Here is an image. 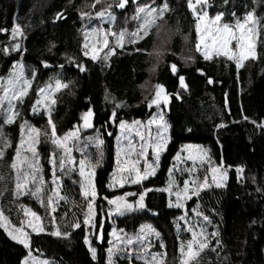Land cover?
<instances>
[{
	"label": "trees",
	"instance_id": "1",
	"mask_svg": "<svg viewBox=\"0 0 264 264\" xmlns=\"http://www.w3.org/2000/svg\"><path fill=\"white\" fill-rule=\"evenodd\" d=\"M118 2L0 0V29H7V32L0 31V80L8 77L17 64H23V71L30 76L35 73L32 91L21 103L23 112L19 120L9 126L0 122V136H4L0 148L5 141L11 143L0 159V176H3L0 208L6 218L5 206L23 211L24 205L30 203L46 219L42 217L45 233L31 236L29 249L12 240L4 227H0V264H23L29 252L50 259L54 264H108L107 249L113 229L129 234L146 224L159 233L152 243L158 250L155 254H161L163 259L159 264H181L186 258L181 248L186 253L188 243L193 240L189 225L196 234L201 230L203 241L208 245L199 249L200 234L193 246L199 254L189 264H264V128L258 126L264 125V0L210 1L211 14L224 13L222 22L229 25L254 12L256 58L239 69L229 59H205L198 51L197 21L188 0H167L169 10L158 26L135 43L125 41L108 59L93 60L85 56V29L98 30L101 19L108 18L107 13L103 18L98 17V12L111 11L115 19L111 25L104 24L105 28L127 34L138 26L137 20L132 19L137 6L159 7L163 0H129L125 9L116 7ZM58 14L61 18H57ZM17 25L22 35L17 34L13 39L12 29ZM16 44L20 46L19 51L13 50ZM45 62L49 67L44 66ZM173 64L177 66V74L171 70ZM77 65L85 70L80 71ZM179 76L184 77L185 87H181ZM49 79H60L68 85L55 92L56 102L50 108L57 136L62 138L73 131L80 125L82 114L92 109L93 127L104 141L102 156H97L93 144L85 148L90 151L92 161L101 163L93 167L97 176L96 222L101 224L105 219L100 243L93 239L92 245L85 244L88 231L82 226L74 231L70 229L74 223L83 222L86 206L81 198L77 205L72 202L78 207L73 214L68 202L56 204L52 209L49 195L40 201L15 195L17 173L11 164L20 144V120L29 119L28 125L40 130L37 152L47 181L52 179V169L58 168L61 159L60 148L49 139L48 112L28 115L37 90L50 82ZM209 79L213 83L209 84ZM150 84L153 87L147 92ZM156 84L162 85L164 95L170 96L168 109L162 107L170 142L160 156L156 176L146 179L141 189H130L139 193L151 190L144 198L147 210L110 222L107 200L119 194L108 189L115 168L117 127L121 120L144 121L153 116L157 107L150 108L149 103L155 96ZM113 112L117 115L115 123L111 122ZM186 145L208 149L213 163L223 167L227 178L223 187L207 184L199 195L190 197L183 208H176L175 198L168 195L165 188L175 158ZM53 156L55 166L51 163ZM237 169L242 171L238 173ZM69 190L66 200L73 194V189ZM185 214L194 215L189 223L182 220ZM8 218L9 224L15 225L13 218ZM57 231L61 235L53 234ZM90 246L96 249L95 259ZM137 251H124L114 258V264H136L129 257Z\"/></svg>",
	"mask_w": 264,
	"mask_h": 264
},
{
	"label": "rangeland",
	"instance_id": "2",
	"mask_svg": "<svg viewBox=\"0 0 264 264\" xmlns=\"http://www.w3.org/2000/svg\"><path fill=\"white\" fill-rule=\"evenodd\" d=\"M210 1L211 0H207V3L205 5H198L195 3V0H192V3L196 9V12L194 13L193 9L190 8L193 15L196 18L197 23H199L201 26L200 31L197 32L198 34L197 45L198 44L200 45V48L198 51L201 53L203 57H204L203 53L207 50L211 58L220 57V58L228 59L226 56L217 55V49L213 46V43L211 40V32L205 31L206 29H209V30L212 29L213 26H212L211 21L214 20L215 16L217 15L216 13L211 14L210 12L211 2ZM204 12H207V17L203 20H198V15L202 16ZM159 20L160 19H157L156 24L150 28L148 34L152 32L158 26ZM243 20H241V22H243ZM108 23L111 25L113 21L110 20L109 17L108 18L104 17L103 19H101L100 25L98 26L99 28L98 30L92 27L85 29L84 45L87 44L88 47L87 48L84 47V50L89 53L87 57L91 58L92 50L94 46L97 49V59L102 58L103 60L105 56H107V59H108L109 57L114 55L116 52V49L119 48L117 44L116 36H113L111 34H109L107 37L109 40L108 47L103 46L104 33L105 32L113 33L110 29L111 27L108 29V28H105L104 26V24H108ZM142 23H143L142 19L137 20L138 26L141 25ZM197 23H196V30H197ZM236 23L237 22H235L234 24L230 26H232L235 29ZM222 24H224L222 20L217 22V26H220ZM138 26L136 30L131 33L136 32L138 30ZM249 28L251 29V32L248 33V38L251 44L253 45L255 55H256V50H255L256 22L255 20L250 21L246 25V30ZM93 29L97 31L94 32ZM128 34L129 32L127 31V34L125 35V38H124V42L127 41L128 43H130L131 37ZM239 34H240L239 30H236V35L239 36ZM141 36L145 38L147 35L143 36V33H141ZM202 37H204L203 42H201ZM143 38L136 39V41H139ZM205 44L208 45L207 49L205 48ZM113 49H114V54H112ZM229 49H231L233 52L238 53L239 49L237 48L236 40H233L229 44ZM249 60L251 59L245 60L244 64ZM231 61H233L237 65V62L235 60H231ZM14 71L18 72L19 69L16 68L11 73H13ZM23 72H24V78L31 81V86L28 88L27 95L23 98V100H25L32 91L35 78L33 79V75L30 76L27 72H25V70ZM9 78H10V75L0 80V89L10 87L7 83ZM55 80L56 79H49L48 81L50 82H45L40 87V88L46 89V92L44 94L39 93L40 88L37 90L36 100L32 106V110L29 112L28 115L33 116L40 111L48 112L49 109L53 106V104L51 103V100L53 99V95L56 92ZM49 84L52 85L51 95L49 96L48 100L45 101V95L48 94L47 89H48ZM19 87L20 85H17V88ZM144 87L145 86H143V88ZM152 87H153V84H150L149 87L147 88L148 90L147 92H150ZM144 90L146 91V87L144 88ZM2 96H4V92L0 90V97ZM38 100L40 101V104H37ZM12 104L14 105L15 112L18 113V115L15 117V122H16L19 120V117L22 115L23 109L21 106V102L19 101L14 100L12 101ZM34 106H36L37 108V111L35 114L33 112ZM162 107H166V105L163 104V102L161 103L160 108H156L153 116L150 119L144 120V121H130V122L124 121L125 122L124 129L122 130L119 125L116 130L117 135L114 139V145H115L114 166L115 168H114L112 175L110 176L108 189L110 191L112 190L113 192L119 193L117 196L124 197L125 200L129 204H132L134 207H137L136 201L139 199V196L138 195L126 196L125 194L126 193L138 194L139 193L138 191L134 192L133 190H130V189L132 188L141 189L142 184L146 179L153 178L156 176L158 167L160 168V161H161V160L159 161L160 156L161 154H163L167 145L170 142L169 129L167 128V131H164L163 129H159L160 134L167 138V142L165 144V149L159 153V159L157 160L156 158L157 153L155 151V143L158 140V125L160 124V116L164 115L162 113ZM7 110H8V101L7 99H5L3 102V107L0 108V122H2L5 126H9L15 123L14 122L11 124H7L4 122L5 113L7 112ZM164 117L165 116H163V121L166 122ZM153 120H155V122L150 123V121H153ZM25 121L30 122V120L29 119L26 120V118L24 121L20 120L22 124H24ZM134 122H139V123H134ZM82 124L83 122L81 120L80 125H78L79 126V132H78L79 139L74 141L73 139L70 138L67 141V146L71 147L72 149L70 153H65L64 147L57 145V147L60 148L62 152V154L60 155L61 158L63 157L67 161L68 158L71 157L72 162L66 163L64 170H61L60 162L58 163V168L54 169L53 167L52 179L50 181H47L45 178V172L41 165V157L39 156L37 152V145L40 141L39 140L40 138L36 137L38 139V143L33 145V147L35 148V152L33 153L31 150H29L28 146H29L30 141L28 140L27 129H25V134L23 137L25 143L21 146V139H20V144H19L20 157L16 159L17 169H15V171L17 173V170H19V174L21 176L22 182L25 177L27 178V181H28L26 185L28 192L22 194L21 196L31 201L33 200L40 201L43 196L49 195L52 200V203L49 204V206L52 209L55 208L56 204L59 205L62 202H68L67 206L70 209H72L73 214L74 212H76L78 208L76 205L78 204L79 198H81V201L86 206V212L88 211L87 204L89 203V201H91L93 204L92 222L97 223L96 218L98 214L95 208V202H96L97 196L94 200H92L91 197L86 199L83 195L81 184L85 183V177H88L91 185L94 186L96 190L97 176H96L95 169L93 167H96L100 165L101 163L98 161H96L95 163L94 160L92 161V156L90 154V151H88V149H85V148L91 145L88 143L89 137H96L97 135H99L101 138V135L94 127L85 129L82 127ZM92 125H93V121H92ZM141 137H143V139ZM3 138L4 136H0V140H2ZM92 146H95V145L93 144ZM94 148L96 149L97 156H98L99 152L96 147ZM81 160L85 161V177H82L80 175L79 169H80ZM174 162L175 164L173 166L172 172L169 173L170 177L167 180L165 190H167L168 195L175 198L176 202H177V194H179L180 203H182L183 205L189 199L186 197L194 196L193 192H197V191L200 192L202 189H204V187L207 184H210V186H215V183L213 182V173L211 171L213 167H217L220 169V171L216 173L218 180L220 179L221 172H224L222 166H220L219 164L213 163L214 161L211 159L208 149L202 146L186 145L182 147L179 154L176 156ZM51 163L53 164V160ZM133 167H135V169L140 172L141 176H144L145 173H148L147 178L143 179L141 183L139 184L130 182L131 179L135 178V171H133L131 175H129L128 169L133 168ZM54 170H55V175L58 174V172L61 174V175H56L55 183L53 182ZM205 177H207V184H205ZM0 180L3 181V176H0ZM185 182H188V192L187 193H185V190H184ZM225 182L226 180L223 181L224 184ZM121 184H123V186H121ZM38 188L40 189L38 196L31 195V192H35ZM70 188L73 189V194L70 198L68 197V200H71L73 198L74 200L68 201L65 199V197H67L65 194L70 191L69 190ZM133 198H136V199H133ZM73 201H75L76 203L75 207L73 206V203H72ZM176 202L173 201V203H176ZM107 204H108L107 216L110 222H113L115 218L124 217L126 215L132 214L133 212L141 211V210L128 211L124 215H119L116 211L115 204H109L108 200H107ZM23 208L24 210L20 211L19 210L20 208L11 209L9 206H5L6 216L13 218L12 222L15 225L21 226L23 224L24 230L29 234L30 237L41 234L42 232L44 234L45 230L39 231V232H33L32 227L29 226V221H31L32 224L43 228V218L44 220H46L45 217L42 215L43 217L42 218L40 214L36 212L37 208L30 203L25 204ZM26 210H27V215L25 214ZM0 212H2L1 208H0ZM32 212H35L36 215L40 218L39 221L35 220V218L31 215ZM193 216L194 215H192L191 217L190 216L188 217V214H185L182 220L189 223L192 220ZM8 217H6L7 227H4V229L6 230L8 236L12 240L17 242L16 239H13V236L19 235V233L16 231L18 227H13L15 225L11 226L10 225L11 222ZM104 222H105V219L103 218L102 223H101L102 233H103ZM45 223L46 221L44 222V228L46 226ZM80 223H82L81 226L84 227L88 231L87 238L90 241V245H92L93 239L99 243L103 241L99 239V234H100L101 229H90L89 227H85L83 225V222H80ZM146 225L149 226V224H146ZM189 228H191L192 231H194L193 230L194 228H192V226L189 225ZM70 229L74 231V230H77L78 228L73 227ZM145 231H147V228L145 229ZM113 232H115V235H113ZM197 232H198L197 237H199L201 234V230H198ZM140 234H141V228L137 232L129 233V234H127L126 232L122 233L118 229L114 228L111 234V238H110V241L112 242V245L110 246L114 247L115 245L119 244L120 241H123L126 238H132L134 240V243L131 245H127L126 251L127 250L134 251L136 249H138V251L136 253H133V255L129 257L130 260L132 259L134 262H136V264H153V258H152V255H150V253L155 254L158 252V250L156 249V244L154 245L152 244L155 241V238H157L158 236L156 235V232L154 231L147 236V239L138 240L137 236ZM117 236L120 237V240H117L116 238ZM122 253L123 252H120V253H117V255L113 256V264H114V258L121 255ZM162 260L163 259L160 257L157 261V264L161 263ZM25 262L26 264H54L52 260L47 259L45 257L34 255L32 252L28 253V256L24 260L23 264H25Z\"/></svg>",
	"mask_w": 264,
	"mask_h": 264
},
{
	"label": "snow or ice",
	"instance_id": "3",
	"mask_svg": "<svg viewBox=\"0 0 264 264\" xmlns=\"http://www.w3.org/2000/svg\"><path fill=\"white\" fill-rule=\"evenodd\" d=\"M100 0H96V3H99ZM133 2H136V0H133ZM225 2L227 3V0H225ZM129 3V0H119L118 4L116 5V7L120 8V9H125L126 5ZM195 3L198 5H205L207 3V0H195ZM189 8L193 9L194 13L196 12V9L192 3V0H189ZM111 7V6H110ZM169 10V5L167 3V0H163V3L161 6L159 7H152L149 5H145V6H137L136 8V14L132 17L133 20H143V23L141 25L138 26V30L134 33H129L128 35L131 37L130 42L135 43L136 39L139 38H143L141 36V33H143V36L148 35V32L150 30V28L152 26H154L156 24L157 19H162L165 12ZM107 13L108 17L110 20L114 21L115 17L113 16V14L111 13V11L109 10H104V11H100L97 13L98 17L103 18L105 16V14ZM85 14H82V18H84ZM224 13H218L214 20L211 21L212 23V29H206V32H211V40L213 43V46L217 49V55H223L226 56L229 60H235L237 62V69L243 67L244 61L247 59H255L256 55H255V51L253 48V45L251 44V42L249 41L248 38V33L251 32V29H247L246 30V25L250 22L254 20V12H249L246 14L243 22L241 21H237L236 25H235V29L230 26L227 23H224L220 26H217V22L221 21L223 18ZM233 15H235L233 13ZM207 17V12H204L202 16L198 15V20H203ZM57 18H61L60 14H58ZM89 19L91 18L90 16L88 17ZM200 24L197 23V32L200 31ZM236 30H239V36L236 35ZM0 31H4L7 32V29H0ZM94 32H96L97 30L93 29ZM20 34L22 35L21 29L20 27L14 26L12 29V35H13V39H15L16 35ZM111 34L113 36H116L117 38V44L119 47H123V42H124V38L126 33L124 31L117 33H109V32H105L104 33V38H103V46L104 47H108L109 44V40H108V35ZM204 37H202L201 42H203ZM236 40L237 42V48L239 49L238 53L237 52H233L231 49H229V44L233 41ZM85 48L88 47L87 44L84 45ZM200 45H197V49L199 50ZM205 48H208V45L205 44ZM20 46L19 44H16L13 46V50L19 51ZM5 52H7V49H4ZM112 54H114V49L112 50ZM85 56L89 55V53L87 51H85L84 53ZM204 58L205 59H210V54L209 52L206 50L204 53ZM91 59L96 60L97 59V49L94 46L93 50H92V55H91ZM105 59H107V56H105ZM45 67H49V65L45 62L44 63ZM14 69L18 68L19 71H14L13 73L10 74V78L8 79L7 83L10 86L9 88H2L0 90H2L4 92V96L0 97V108L3 107V102L5 99H7L8 101V110L5 113V120L4 122L7 124H11L15 122V117L18 115L17 112H15L14 110V105L12 104V101H19V102H23V98L27 95V91L28 88L31 86V81L24 78V72H23V64H17L13 66ZM63 67V66H61ZM77 67L79 68L80 71H84L85 69L80 66L77 65ZM171 70L174 74H177V66L175 64L171 65ZM35 78V73H33V79ZM22 82V83H21ZM179 83L181 85V87H185V81H184V77L183 76H179ZM208 83L211 84L213 83V81L211 79L208 80ZM17 85H20L19 88H17ZM68 87L67 84H63L61 82L60 79H56L55 80V89L56 91H59L61 88H66ZM51 89H52V85L49 84L48 85V89L47 92L48 94L45 95V101L48 100L49 96L51 95ZM155 96L154 98L151 100V102L149 103V107L151 108L153 105H155L157 108H160L161 103L163 102V104H167L168 103V97L167 95H164L165 89L162 85L160 84H156L155 85ZM46 92L45 88H40L39 89V93L40 94H44ZM55 99L51 100L52 104H55ZM37 104H40V101H37ZM37 108L36 106L33 107V112L34 114L36 113ZM94 116V112L92 111V109H88L87 111H85L82 116H81V120L83 122L82 127L87 129V128H91L93 127L92 125V119ZM117 119V115L115 112L112 113L111 116V122L115 123ZM245 119H248L247 117H245ZM155 122V120L150 121V123ZM47 123L51 126V134L49 136V139L51 140V142L55 145H60L64 147L65 153H70L72 151L71 147L67 146V141L71 138L74 141L79 139L78 136V132H79V126H77L73 131L66 133L62 138L57 136V131H56V127L55 124L53 123L52 119H51V111L49 109L48 111V121ZM134 123H139V122H134ZM252 123H256V121H252ZM262 128H264V125H258ZM21 146L25 143L24 141V134H25V129H27V135H28V140L30 141L29 143V150H31L33 153L35 152V148L33 147L34 144L38 143V139L36 137H38L40 130L28 125L27 121H25L24 124H22L21 126ZM125 127V122L124 121H120V128L123 130ZM168 125L166 122L163 121V116H160V124L158 125V140L155 143V151L157 153V160L159 159V153L162 152L165 149V144L167 142V138L164 137L163 135L160 134L159 129H163L164 131H167ZM109 135H111V133H109ZM143 139V137H141ZM119 139V138H118ZM88 143L89 144H94L95 147L97 148V150L99 151V154L102 156L103 152H102V147L104 144L103 139L100 138L99 135H97L96 137H89L88 138ZM11 147V143L8 141H5L4 147L0 148V159H2L5 156L6 150L7 148ZM20 157V147H17V151H16V158H14L11 167L13 169H17V162L16 159H18ZM71 161V157L68 158V160L66 161L63 157L60 159V168L61 170H64L65 164L66 163H70ZM53 164L55 166V156H53ZM80 175L82 177H85V161L81 160L80 161ZM135 171V178L131 179V183H135V184H139L141 183V181L143 179L147 178L148 173H145L144 176H141L140 172L138 170L135 169V167L128 169L129 175H131V173ZM212 173H213V182L215 183V186L217 188L219 187H223L224 183L223 181L226 180L227 178V173L226 172H221L220 175V179H217L216 173L218 171H220L219 168L217 167H213L211 169ZM240 171H242V169H237V172L239 173ZM27 178L25 177L23 182L21 180V176L19 174V170H17V176H16V192L15 195L18 197L26 192H28V189L26 187L27 185ZM53 182H56V176H55V170L53 172ZM205 184H207V177H205ZM121 186H123V184H121ZM203 187V186H201ZM81 189L83 192L84 197L87 199L89 197H91L92 200H94L97 196L95 187L91 185L90 180L88 179V177H85V183L81 184ZM184 190L185 193L188 192V182H185L184 184ZM147 191H151L150 189H146L145 193H126V196H135L138 195L139 199L136 201V205L137 207H134L132 204H129L124 197L121 196H117L114 199H110L108 200L109 204H115L116 206V211L119 215H124L126 212L128 211H135V210H147L146 205L144 204V198L145 195L147 193ZM40 192V189L38 188L35 192H31V195L33 196H38ZM193 195H199V192H193ZM186 198H190V197H186ZM107 199V198H105ZM52 203L51 198L49 199V204ZM169 206H173L172 204H169ZM184 205L182 203H180V195L177 194V202L175 204L176 208H182ZM87 208L88 211L85 212L84 214V219H83V225L85 227H89L90 229H101L100 234H99V239H101V241L103 240V233H102V224H97L92 222V209H93V204L91 201H89V203L87 204ZM27 215V210L26 213ZM31 215L35 218V220L39 221L40 218L36 215L35 212H32ZM205 220H207V217H204ZM29 226L32 227V231L33 232H39V231H43L42 227H38L37 225L32 224L31 221H29ZM0 227H7L6 225V218L3 216V213L0 212ZM74 228H81V223L80 222H76L73 225ZM147 228V231H145V229ZM16 231L19 233L18 236H13V239H16L18 243L22 244L25 248H30V236L29 234L24 230V226L23 224L21 225L20 228L16 229ZM189 231H192L191 228H189ZM154 232V229L151 228V226H142L141 227V234L137 236L138 240H142V239H147V236ZM11 234V233H10ZM54 235H61V233L59 231L53 233ZM113 235H115V232H113ZM157 236H159V233H156ZM192 235H193V240L190 241L187 245V252L185 253L184 248H181V254L182 256H186L185 259H183L181 261V264H189L190 260H192L195 256H197L199 254V252L194 251L193 250V246L197 243V234L195 231H192ZM215 235V234H212ZM117 240H120V237H116ZM201 238H202V242L199 243L198 247L200 250H203L204 248H206L207 242L203 241V237H202V233H201ZM85 244H89L90 245V241L87 238V236L85 237L84 240ZM134 243V240L132 238H126L123 241H120L119 244L113 246H110L107 249V254H108V264H113V256L117 255V253L120 252H124L126 251V247L127 245H131ZM217 243H219V241H217ZM109 244L112 245V242L109 241ZM161 247H163V244H161ZM115 248V250H114ZM89 250L92 253L93 258L95 259L96 257V249L92 248L90 246ZM152 258H153V264H157L158 259L160 258L161 254H151ZM26 264V262H25Z\"/></svg>",
	"mask_w": 264,
	"mask_h": 264
},
{
	"label": "water",
	"instance_id": "4",
	"mask_svg": "<svg viewBox=\"0 0 264 264\" xmlns=\"http://www.w3.org/2000/svg\"><path fill=\"white\" fill-rule=\"evenodd\" d=\"M167 97H168V103L166 104V109H168L169 102H170V96H167Z\"/></svg>",
	"mask_w": 264,
	"mask_h": 264
}]
</instances>
